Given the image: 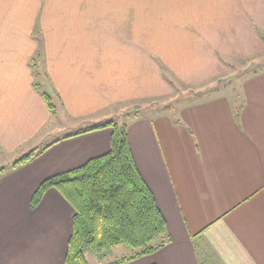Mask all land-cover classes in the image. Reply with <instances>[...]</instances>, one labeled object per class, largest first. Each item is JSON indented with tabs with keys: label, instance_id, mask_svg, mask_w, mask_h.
Returning a JSON list of instances; mask_svg holds the SVG:
<instances>
[{
	"label": "crops",
	"instance_id": "1",
	"mask_svg": "<svg viewBox=\"0 0 264 264\" xmlns=\"http://www.w3.org/2000/svg\"><path fill=\"white\" fill-rule=\"evenodd\" d=\"M143 4L167 7L152 45ZM159 65L213 83L174 112L152 102L172 92ZM118 117L167 221L165 245L125 264H264V0H0V153L41 151L0 174V264H64L74 210L55 189L31 209L32 195L108 152L112 129L92 128Z\"/></svg>",
	"mask_w": 264,
	"mask_h": 264
},
{
	"label": "trees",
	"instance_id": "2",
	"mask_svg": "<svg viewBox=\"0 0 264 264\" xmlns=\"http://www.w3.org/2000/svg\"><path fill=\"white\" fill-rule=\"evenodd\" d=\"M42 97L54 113L51 96L44 92ZM100 128L112 129L110 150L45 179L31 198V209H35L47 191L55 189L73 208L64 264H89L87 252L103 257L109 248L120 245L136 250L131 257L112 263L125 264L166 243L167 221L135 162L128 126L111 120L92 130ZM39 153L30 151L16 160L13 168L32 162ZM5 169L0 167V173Z\"/></svg>",
	"mask_w": 264,
	"mask_h": 264
},
{
	"label": "rangeland",
	"instance_id": "3",
	"mask_svg": "<svg viewBox=\"0 0 264 264\" xmlns=\"http://www.w3.org/2000/svg\"><path fill=\"white\" fill-rule=\"evenodd\" d=\"M153 7H154V10H153ZM166 9H167V7H161V6L158 7L157 5L143 4L144 33H145L144 42H145V44H151L152 45L153 43L160 42L161 37H165V38L167 37V30H164V27H162L159 24L162 21L163 17H165V15H166L164 12H161V11L162 10L166 11ZM181 56L186 59L187 53H176L175 55H172L171 58L181 57ZM157 58H159V57H157ZM168 58H170L169 54H168ZM159 60H160V58H159ZM150 61L152 62V60H150ZM144 67H145V65L143 66V69H144ZM145 70H148L150 72L152 69L146 68ZM159 73H160L161 80L169 85L172 92L170 94L155 98L152 100V102L164 104V103H167L171 100H175L174 112H177L178 109L182 107V103L186 102L184 98L179 100V95H177L178 93H182V92H185L188 90H193V91L199 93L200 91L206 90L205 85H207V87H210L213 83V82H209V83H206L203 85H196V86L184 85V83H182L181 81H178V79L175 78V76L172 74V72L170 70H168L166 67H161L160 65H159ZM39 81H40V79H39ZM42 90L44 92H47L53 98L52 103L56 107L55 108V113H56L57 109L60 108V104L58 102V98H56V96H55L53 89L43 85ZM219 90L222 92L231 91L229 84H226L225 86L220 87ZM44 92H42V93H44ZM193 97L195 98L196 96H192L191 100L194 99ZM59 98H60V96H59ZM150 112L151 111L147 110L144 106L143 114H148ZM52 117H53L52 119H53L54 123H56L57 120L62 121L65 118L61 114H54ZM117 122L121 125L126 124L125 118H122V117H118ZM13 163H14V161L11 157H7L6 155H3L0 153V167H6L4 174L6 172L13 171V169H12ZM12 218L16 219L17 217L13 216ZM16 223L17 222H14V224H16ZM125 249H127L126 252L128 251V254H134L136 252L135 249L124 246V245H120L118 247H111L107 251L108 252L107 260H104V261H109L111 259H118V258H119V261H121L122 260L121 258L124 256L123 254H125ZM92 255H94V254H92ZM105 255L103 257H105ZM94 256H96V255H94ZM103 257L100 256L99 260L102 259ZM112 263H114V262H112ZM112 263H110V264H112ZM98 264H100V263H98ZM101 264H103V263L101 262Z\"/></svg>",
	"mask_w": 264,
	"mask_h": 264
}]
</instances>
